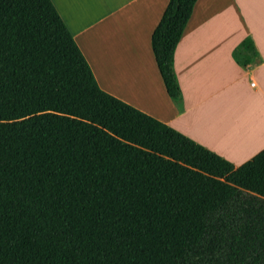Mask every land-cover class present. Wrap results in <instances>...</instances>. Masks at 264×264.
Listing matches in <instances>:
<instances>
[{"label":"trees","instance_id":"trees-1","mask_svg":"<svg viewBox=\"0 0 264 264\" xmlns=\"http://www.w3.org/2000/svg\"><path fill=\"white\" fill-rule=\"evenodd\" d=\"M196 1L150 38L175 102ZM0 264H264V149L234 167L102 91L50 0H0Z\"/></svg>","mask_w":264,"mask_h":264},{"label":"crops","instance_id":"crops-1","mask_svg":"<svg viewBox=\"0 0 264 264\" xmlns=\"http://www.w3.org/2000/svg\"><path fill=\"white\" fill-rule=\"evenodd\" d=\"M99 88L239 167L264 149V0H197L166 95L151 34L168 0H50Z\"/></svg>","mask_w":264,"mask_h":264}]
</instances>
